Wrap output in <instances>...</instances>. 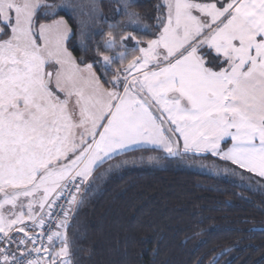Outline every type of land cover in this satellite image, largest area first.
Returning a JSON list of instances; mask_svg holds the SVG:
<instances>
[{"label":"snow or ice","instance_id":"snow-or-ice-1","mask_svg":"<svg viewBox=\"0 0 264 264\" xmlns=\"http://www.w3.org/2000/svg\"><path fill=\"white\" fill-rule=\"evenodd\" d=\"M115 2L105 32L98 0H0V264H77L71 221L130 151L264 189V0Z\"/></svg>","mask_w":264,"mask_h":264},{"label":"trees","instance_id":"trees-1","mask_svg":"<svg viewBox=\"0 0 264 264\" xmlns=\"http://www.w3.org/2000/svg\"><path fill=\"white\" fill-rule=\"evenodd\" d=\"M157 3L137 0L136 11L148 18L143 23H154ZM98 7L107 19L99 25L103 31L111 23L126 24L116 14L115 0H98ZM58 17L75 30L72 11ZM77 45L74 35L68 47L79 59ZM152 156L162 153L131 151L109 162L127 160L130 166L108 170L105 164L97 170L106 172L104 180L79 205L68 230L77 264H209L213 256L218 264H264V189L238 175H211L175 166L173 160L160 159L166 161L161 167L149 161ZM140 159L147 161L131 164Z\"/></svg>","mask_w":264,"mask_h":264},{"label":"rangeland","instance_id":"rangeland-1","mask_svg":"<svg viewBox=\"0 0 264 264\" xmlns=\"http://www.w3.org/2000/svg\"><path fill=\"white\" fill-rule=\"evenodd\" d=\"M64 2V1H62ZM69 2H71V0H69ZM61 3V2H60ZM69 11L71 10H68L66 13H68ZM61 17H57V19H59ZM63 18V17H62ZM65 19V18H64ZM66 20V19H65ZM41 22H48V21H41ZM70 26V25H69ZM70 51V49H69ZM138 148H140L141 146H137ZM131 152V151H130ZM163 155V154H162ZM208 156H211L210 154ZM207 156V157H208ZM212 157V156H211ZM187 158H191L192 161L191 162H188L186 160H183V159H174L173 160V164L175 166H178V167H185L187 169H190V170H197V171H201V172H205V173H209L211 175H218L219 173H223L222 176H231L232 173L231 172H228V173H225L223 170H219L217 171L216 169H213L212 168V163L213 161H215V164L217 166V168L219 167H228V168H235V166L233 165H230V164H226L225 162L223 161H219L217 158L215 157H212V160L209 161V160H206V159H203V158H192V157H187ZM169 160V159H168ZM147 160H144V159H140L138 160V163H136L135 161H132L131 164H135V165H144L146 163ZM151 163H157L159 166L161 167H165L166 165L164 163H166V161H160V159L158 160L157 159V156H152L151 159L149 160ZM127 160H124V161H120V162H117L119 163L121 166H130L129 164H127ZM115 163V164H117ZM113 164V165H115ZM127 164V165H126ZM203 165H207V167H204ZM240 170V169H239ZM240 171H243V170H240ZM249 174V173H248ZM251 175V174H250Z\"/></svg>","mask_w":264,"mask_h":264},{"label":"crops","instance_id":"crops-1","mask_svg":"<svg viewBox=\"0 0 264 264\" xmlns=\"http://www.w3.org/2000/svg\"><path fill=\"white\" fill-rule=\"evenodd\" d=\"M16 235H22V233H17Z\"/></svg>","mask_w":264,"mask_h":264},{"label":"water","instance_id":"water-1","mask_svg":"<svg viewBox=\"0 0 264 264\" xmlns=\"http://www.w3.org/2000/svg\"><path fill=\"white\" fill-rule=\"evenodd\" d=\"M165 159H167V158H165ZM169 160H174V159H169Z\"/></svg>","mask_w":264,"mask_h":264},{"label":"built area","instance_id":"built-area-1","mask_svg":"<svg viewBox=\"0 0 264 264\" xmlns=\"http://www.w3.org/2000/svg\"><path fill=\"white\" fill-rule=\"evenodd\" d=\"M45 231H47V229H45Z\"/></svg>","mask_w":264,"mask_h":264}]
</instances>
